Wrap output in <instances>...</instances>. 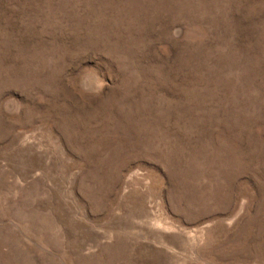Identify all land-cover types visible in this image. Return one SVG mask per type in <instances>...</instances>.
I'll return each mask as SVG.
<instances>
[{
    "label": "rangeland",
    "instance_id": "1",
    "mask_svg": "<svg viewBox=\"0 0 264 264\" xmlns=\"http://www.w3.org/2000/svg\"><path fill=\"white\" fill-rule=\"evenodd\" d=\"M0 264H264V0H0Z\"/></svg>",
    "mask_w": 264,
    "mask_h": 264
}]
</instances>
